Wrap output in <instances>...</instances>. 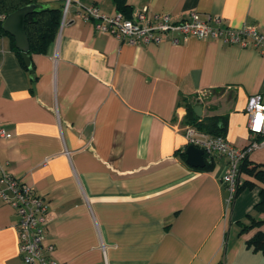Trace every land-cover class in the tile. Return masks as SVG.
Segmentation results:
<instances>
[{
    "label": "crops",
    "instance_id": "obj_1",
    "mask_svg": "<svg viewBox=\"0 0 264 264\" xmlns=\"http://www.w3.org/2000/svg\"><path fill=\"white\" fill-rule=\"evenodd\" d=\"M124 2L125 12L115 0H72L48 51L30 55L33 75L0 34V126L11 134L0 138V166L44 198L45 243L59 264H264L247 244L264 223L241 232L249 216L264 219L254 208L264 177L240 169L239 183L252 186L227 209L226 158L204 155L210 166L193 168L181 155L193 118H216L229 142L248 143L245 106L264 92V53L210 37L129 44L79 15L90 5L127 17L147 7L172 21L196 12L264 33V0ZM245 161L264 173V147ZM16 222L0 199V264H23Z\"/></svg>",
    "mask_w": 264,
    "mask_h": 264
},
{
    "label": "built area",
    "instance_id": "obj_2",
    "mask_svg": "<svg viewBox=\"0 0 264 264\" xmlns=\"http://www.w3.org/2000/svg\"><path fill=\"white\" fill-rule=\"evenodd\" d=\"M71 2L72 0H64L61 25L66 21ZM79 15L83 20H91L97 30L109 32L118 40L129 44H159L168 36L173 44H178L189 36L200 39L210 37L240 48L252 47L259 53H264V33L249 24L232 27L225 24L220 16L203 19L193 12L187 19L172 21L169 14L150 12L147 7L127 17L120 11L111 15L101 13L94 5L82 7ZM245 110L248 115L249 140L243 147L235 146L222 136L203 134L192 125L184 126L187 146L194 145L207 156L215 154L226 158L222 183L226 190L227 209L232 206L237 194L240 162L252 150L264 147V92L249 96ZM10 136L0 126V138ZM0 199L9 204L17 215L18 252L22 263L59 264L52 256L53 244L45 243L50 216L44 198L0 166Z\"/></svg>",
    "mask_w": 264,
    "mask_h": 264
},
{
    "label": "trees",
    "instance_id": "obj_3",
    "mask_svg": "<svg viewBox=\"0 0 264 264\" xmlns=\"http://www.w3.org/2000/svg\"><path fill=\"white\" fill-rule=\"evenodd\" d=\"M118 10L127 11V5H125L124 0H115ZM27 4L36 5L35 10L29 13L25 17L24 29L28 39L29 44V54H44L48 51L51 43L54 41L57 32L61 23L62 9L61 6L51 7V6H41L36 3L35 0H0V34L9 35L13 40L14 38L5 32L2 29L3 19L10 14L11 12L19 9L22 6ZM17 49V48H16ZM17 53L20 56L21 51L17 49ZM20 61L25 69L33 75V65L32 62L29 67H27L20 56ZM188 114H192L191 106H188ZM216 118H207L204 120H199L197 118L192 119L193 125L198 129L211 134L212 136H222L224 137V124L217 125L214 123ZM191 120V119H188ZM182 157L185 159V151L181 153ZM207 157V156H206ZM247 158V157H246ZM244 158L241 162L244 161L240 169L246 173H256L259 179H263L264 173L260 170H256L259 167L258 164H250L251 167H248L249 162H246ZM208 161V160H207ZM206 161L204 168H208L210 165ZM252 186L247 181L239 183L237 193L240 189ZM237 195V194H236ZM254 208L259 212H264V188L260 189V199L255 204ZM250 223L248 225H242L241 232L251 229L256 226H260L264 223V219H257L252 216H249ZM247 244L253 248V250H260L264 252V231H257L251 238L247 240Z\"/></svg>",
    "mask_w": 264,
    "mask_h": 264
},
{
    "label": "water",
    "instance_id": "obj_4",
    "mask_svg": "<svg viewBox=\"0 0 264 264\" xmlns=\"http://www.w3.org/2000/svg\"><path fill=\"white\" fill-rule=\"evenodd\" d=\"M35 8L36 5L34 4L22 6L8 14L2 22V29L14 38L15 46L21 51V57L27 67L30 66L31 59L28 39L24 29V22L26 15L33 12ZM193 110L196 115H201L202 108L200 105H195ZM185 161L186 164L193 168H203L206 163L203 150L194 145H188L186 147Z\"/></svg>",
    "mask_w": 264,
    "mask_h": 264
}]
</instances>
